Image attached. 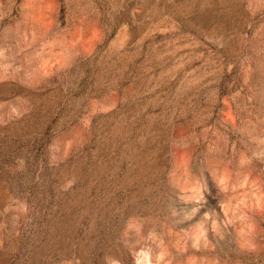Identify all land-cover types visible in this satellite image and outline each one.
<instances>
[{"label":"rangeland","instance_id":"1","mask_svg":"<svg viewBox=\"0 0 264 264\" xmlns=\"http://www.w3.org/2000/svg\"><path fill=\"white\" fill-rule=\"evenodd\" d=\"M0 264H264V0H0Z\"/></svg>","mask_w":264,"mask_h":264}]
</instances>
